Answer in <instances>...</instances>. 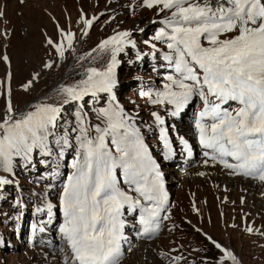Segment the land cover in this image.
I'll return each instance as SVG.
<instances>
[{"label":"snow or ice","instance_id":"snow-or-ice-1","mask_svg":"<svg viewBox=\"0 0 264 264\" xmlns=\"http://www.w3.org/2000/svg\"><path fill=\"white\" fill-rule=\"evenodd\" d=\"M144 3L150 8L162 5L160 11L174 9L171 17L163 21L166 28L160 29L157 39H167L172 51L165 59L173 62L177 75L168 77L171 81L166 86L168 90L160 93L153 103L167 101L175 106L171 115L177 116L194 97L201 98L204 108L198 114L195 127L201 145L210 150L204 155H211L213 161L233 173L257 176L264 181V0H216V6L211 0L203 3L144 0ZM3 15L0 11V16ZM81 19L91 27L96 17L82 16ZM233 31H238L239 35L219 39L221 33ZM129 37V32H119L101 43L102 49L110 50L111 62L103 70L89 68V75L80 82L81 86L65 88L71 100L80 101L89 94L96 97L99 93H111L115 101L116 57L126 44L134 43ZM201 37L207 39L210 46H204ZM74 38V33L61 29L59 42L49 39L48 44L62 57L65 40L71 48ZM51 66V63L45 64L46 68ZM8 94V111L12 112L10 86ZM229 101L239 106L223 107ZM61 111V106L41 104L20 120L0 124L5 129L0 136V167L11 172L13 157L28 160L34 148L47 150L50 129L56 126ZM99 116L105 127H97V135L89 138L86 117L82 111L80 113L78 130L83 151L81 158L73 161L75 171L62 193L65 220L60 232L71 249L72 264H119L123 256L122 241L127 239L122 219L125 205L141 208L139 219L144 236L159 230L161 213L168 207L162 173L123 108L114 104L100 109ZM157 119L163 124L159 116ZM109 137L114 150L107 140ZM164 142L168 144L167 137ZM118 168L123 170L140 197L150 202L147 206L121 190ZM0 182L9 181L0 177ZM212 242L217 248L221 247ZM223 251L225 256L220 264L225 260L239 264L230 250Z\"/></svg>","mask_w":264,"mask_h":264},{"label":"rangeland","instance_id":"rangeland-1","mask_svg":"<svg viewBox=\"0 0 264 264\" xmlns=\"http://www.w3.org/2000/svg\"><path fill=\"white\" fill-rule=\"evenodd\" d=\"M161 7L162 5H156L150 8L144 0H0V11L4 13L0 16V124L6 120L9 123L20 120L41 104L61 106L57 123L62 122L68 114L69 104L78 102L71 100L64 89L81 86L80 82L89 75V68L103 70L109 65L112 54L100 45L119 32H129L130 36H135L134 43H138L134 46L126 44L124 50L117 54L114 90L120 93L122 100L134 108L137 114L146 113L149 110L146 98L134 91L131 85L134 77L131 79L127 74L124 75L120 63L122 56L127 57L128 49L145 53L146 50L140 49V43L146 46L144 39L153 37L156 33L159 34L160 29L166 28L162 22L171 17L174 9L160 11ZM82 16L96 17L86 31L87 26L83 23ZM143 28L148 31L147 35L141 34ZM61 29L75 34L71 48L65 40L62 57L53 45L48 44L49 39L59 42ZM236 35H239L238 31L221 33L219 39H231ZM81 39L83 41L80 46ZM128 39L131 40L130 37ZM202 41L203 45L210 46L204 37H201ZM154 42L156 46L150 49L163 59L172 51L167 46L166 38L155 39ZM4 57L8 59L5 60ZM48 63L52 66L46 68L45 64ZM154 79L151 76L148 80ZM9 86L12 112L8 111ZM66 100L69 102L65 103ZM4 132L5 129L0 127V136ZM58 149L57 153L65 151L63 147ZM18 157H13L12 171H6L5 174L13 175L16 166L21 164ZM206 172V180L200 178L195 171L191 172L195 173L196 178L185 180L184 187L175 191L173 210L181 229L187 234L182 245L192 248L191 257L206 261L207 264H220L221 258L225 256L223 247L233 250L241 264H264V238L256 237L264 235V227L260 228L263 234L256 231V236L247 230V225L251 222L264 226L262 193L251 183L248 185L240 180L217 183V175L220 173L217 167L207 166ZM37 173L39 174V170L34 169V172L30 170L25 175ZM34 188L33 190H37ZM245 190L249 192L246 193ZM227 197L232 199L231 202L227 203ZM0 198V237L7 239L8 236L9 239L11 235L15 236L12 232L16 227L13 225L8 228V224L14 219L18 221L19 207L8 196V191ZM243 198L248 200L245 202ZM196 227L204 230L208 236L210 234L211 239L206 238ZM19 234L22 236L19 246L14 247L13 244L16 249L0 247V264H43L40 260L43 255L37 251L38 248H30L28 227ZM177 236L182 241V234ZM178 239L176 236L164 235L155 243V247L168 248ZM212 241L221 247L217 248ZM147 246L145 244L141 253L131 255L123 264H162L156 255H152L153 246L149 245L150 250L146 249ZM224 264L235 263L225 260Z\"/></svg>","mask_w":264,"mask_h":264},{"label":"trees","instance_id":"trees-1","mask_svg":"<svg viewBox=\"0 0 264 264\" xmlns=\"http://www.w3.org/2000/svg\"><path fill=\"white\" fill-rule=\"evenodd\" d=\"M121 69H124V75L127 74L128 77L131 76L130 63L129 64L126 63L122 65ZM80 101L82 102L81 104L86 107L87 112L90 114L91 120L93 122L92 126L94 129H97L96 120L97 118L100 117L99 116L100 109L109 108L114 105L110 100L108 93H99L98 96L96 97H93L91 96V94H89ZM81 111L84 113L86 117L85 108L79 105L78 102H73V104H69L68 114L64 117L63 121L57 123L54 128L50 129L51 135H49L47 139V144L50 149L54 150L61 146L70 145L69 140L71 139L78 142V144L80 145V139H79L80 133L78 130L79 129L78 121ZM74 129L76 130L74 131ZM89 132H90V127H89ZM89 132H88V136L90 138ZM64 140H67L68 143L65 144ZM34 152L41 153V149L40 148H37L36 150L34 149ZM39 156L41 155L39 154ZM0 172L5 173L6 170L3 167H0Z\"/></svg>","mask_w":264,"mask_h":264},{"label":"bare ground","instance_id":"bare-ground-1","mask_svg":"<svg viewBox=\"0 0 264 264\" xmlns=\"http://www.w3.org/2000/svg\"><path fill=\"white\" fill-rule=\"evenodd\" d=\"M204 2V0H199L198 1V3H203ZM211 3L213 4V6H216V0H211ZM227 6V5H226ZM87 29H85V31L86 30H88L89 29V27H86ZM83 41V40H82ZM81 44H82V42H81ZM81 44H80V46H81ZM218 169H220L219 167H217ZM237 179H240V180H242L241 178H236V179H232V178H228L227 177V175L225 174V171H223L222 169H220V173H218V175H217V183H219L220 181H227V182H230V181H235V180H237ZM238 181V180H237ZM242 182V181H241ZM233 183H235V182H233ZM256 229H255V231H257L258 233H262V231H261V229L258 227V226H256L255 227ZM263 234V233H262ZM209 236H211L210 234H209ZM212 237V236H211ZM140 246H141V244L139 245V247H138V250H135V252H134V254L135 255H138L139 253H141V251H142V247L143 246H141V248H140ZM224 249H228V248H225V247H223ZM228 250H230V249H228ZM236 257H237V260L239 261V264H241V262H240V260L238 259V256L233 252V250H230ZM234 262V261H233ZM235 263V262H234Z\"/></svg>","mask_w":264,"mask_h":264},{"label":"water","instance_id":"water-1","mask_svg":"<svg viewBox=\"0 0 264 264\" xmlns=\"http://www.w3.org/2000/svg\"><path fill=\"white\" fill-rule=\"evenodd\" d=\"M81 42H82V39H81V41H80L79 45L81 44Z\"/></svg>","mask_w":264,"mask_h":264}]
</instances>
